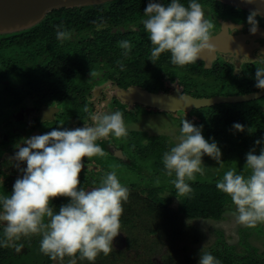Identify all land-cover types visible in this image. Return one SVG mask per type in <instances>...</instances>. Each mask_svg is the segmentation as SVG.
I'll return each mask as SVG.
<instances>
[{"label":"flooded vegetation","instance_id":"af4514ba","mask_svg":"<svg viewBox=\"0 0 264 264\" xmlns=\"http://www.w3.org/2000/svg\"><path fill=\"white\" fill-rule=\"evenodd\" d=\"M112 2L126 4V14L120 19L115 15L108 25L96 29L94 37L98 46L87 55L68 54L70 44H75L74 39L71 42L64 41L63 47L65 43L69 45L62 49L63 53L52 56L49 60L45 54L29 57L30 55L25 54L26 51H22V47L16 48L9 42L0 41V196L11 194L16 179L22 175L12 158L18 150L15 145L23 138L45 134L54 127L75 129L91 124L89 114L83 111L86 105L90 112L119 110L123 113L128 129L127 137L116 139L110 135L106 140L97 141L106 155L84 158V167L79 175L80 187L89 190L98 186L105 173L112 170L109 166L112 163L119 181L127 187L129 194L134 190H144V195L147 196L150 191H157L160 197L166 198L168 210L173 217L170 218L171 214H167L168 219L148 215L143 219L151 217L156 221L158 228L152 231L155 235L163 239V235L159 233L164 229L169 238L175 240V244L170 243L171 250H167L161 262L167 255L176 253L179 257L177 259L183 264H186L187 258L191 260V264H198L199 256L186 254L184 246L183 255L177 248L176 243L184 234L175 225L177 219L181 217L187 221L222 222L227 213L235 211V206L229 207L216 220H192L183 216L179 207L186 196L177 197L174 187L171 191H164L165 186H173L171 180L175 176L166 175L163 155L176 144L173 138L179 137L184 119L194 126H202V135L210 143L213 140L217 143L224 164L230 157L236 159V163H246V154L253 148L256 149L255 154L259 155L260 148L264 147V90L256 88L255 72L256 67L260 66L258 58L264 59V18L259 15L256 17L258 31L253 35L247 22L249 11L218 0H197L203 6L205 17L215 24L214 37L210 43L216 50L213 53L204 52L197 62L180 67L171 63V54L167 52L161 54L155 64L149 60L152 44L142 23L147 6L138 11L127 0L109 3ZM157 2L167 5L171 0ZM180 2L187 5L189 0ZM108 34L112 36L111 39L106 38ZM124 40L133 45L126 57L118 44ZM37 58L39 61H36ZM118 61L123 64V70ZM92 70L97 73L94 78L90 76ZM133 87L153 94L179 92L180 95L195 99H253L194 108L189 113L178 112L176 117L179 113L181 115L177 118L173 117L175 114L167 117L168 120L172 119L174 128L178 129L168 136L152 131L157 129L161 123L159 121L164 118L156 122L149 120L147 124L143 122L151 114L167 112L148 108L123 96L124 92ZM235 123L244 125L245 131H236L233 128ZM256 140H261V145L257 146ZM202 158L205 160L202 167L204 173H208V179H202L205 174H196L195 180L189 183L216 185L224 172L220 169L217 171L216 160L207 155ZM20 167L26 168V163H21ZM68 202L65 197H57L51 204L54 211H58L61 205ZM174 204L177 205L176 209L173 208ZM132 226H122L120 230H127ZM172 227L175 229L172 230ZM235 233L237 241L232 244L228 242L225 231H218L213 244L204 251L211 253L219 261V254H222L230 255L235 264H264V224L247 228L236 222ZM0 239H3V224H0ZM40 239V236H33L22 240L24 247L19 253L13 247L0 246V264L58 262L40 251ZM69 259L62 262L66 263ZM94 264L100 263L95 261Z\"/></svg>","mask_w":264,"mask_h":264},{"label":"clouds","instance_id":"9594fccd","mask_svg":"<svg viewBox=\"0 0 264 264\" xmlns=\"http://www.w3.org/2000/svg\"><path fill=\"white\" fill-rule=\"evenodd\" d=\"M143 14V27L152 44L149 60L154 64L167 52L173 65L184 67L197 62L202 53L216 50L210 43L215 24L205 17L197 0H189L187 5L180 0H171L167 5L149 0ZM258 15L260 12L255 10L247 17L253 35L258 31ZM93 23L97 29L106 26L102 19ZM71 35L63 25L57 26L56 38L61 43L70 40ZM118 44L123 55L128 56L133 45L127 40ZM258 60L255 86L264 90V59ZM118 63L123 70V64ZM96 75L95 71L90 72L91 78ZM83 111L89 114L91 124L75 129L54 127L45 134L23 138L15 145L18 150L12 159L22 175L16 179L11 194L0 196V224H3L0 246L13 247L19 253L24 247L22 240L40 236V251L53 261L62 262L68 257V264H77V257L94 264L99 254L106 256L112 252L113 241L121 233L120 217L129 191L119 181L115 166L105 173L98 186L89 190L80 187L79 175L84 158L106 155L98 140H106L110 135L126 138L128 129L119 110L90 112L86 105ZM233 128L245 131V126L239 123ZM261 143L255 141L257 146ZM255 152L253 148L246 154L247 176L229 169L216 184L235 206L232 213L235 221L247 228L264 224V147L259 155ZM204 155L223 166L217 143L204 138L202 126L184 119L178 142L163 155L166 175L175 176L171 183L177 197L188 196L192 192L189 182L195 180L196 174H204ZM21 163H26V168H21ZM57 197H65L69 202L54 211L51 201ZM198 264H220V261L202 248Z\"/></svg>","mask_w":264,"mask_h":264},{"label":"trees","instance_id":"16d2710c","mask_svg":"<svg viewBox=\"0 0 264 264\" xmlns=\"http://www.w3.org/2000/svg\"><path fill=\"white\" fill-rule=\"evenodd\" d=\"M127 1L133 4L134 10L138 11L149 3V0ZM125 6L126 4L112 2L103 6L54 11L49 13L46 19L33 29L0 37V41L3 43L9 42L16 48L22 47V51H26L25 54L30 55L29 57L45 54L48 55L47 60H49L52 56L62 54V49L69 45L65 43L63 47L62 43L56 38L57 26L63 25L65 30L72 33L71 39L75 40V44H70L68 54L84 56L91 53L98 46L94 37L97 26L93 22H100L102 19L104 24L108 25L113 16L117 15L120 19L126 14L127 9ZM106 38L111 39L112 36L108 34ZM71 39L67 41L71 42ZM138 55L145 56L142 53H138ZM36 61H39V58ZM190 186L192 192L181 201L179 207L180 213L188 219H220L228 208L233 205L230 197L220 192L215 184L197 182L190 184ZM144 194V190H134L129 194L128 201L123 204L124 211L120 217L121 227L134 225L133 222L139 220L143 214L168 219L167 214H171V211L168 210L166 198L160 197L157 191H150L147 196ZM171 217H173V214L170 215ZM177 258L179 257L175 253L167 255L160 263L148 262V264H183ZM219 259L220 264H235L230 255L219 254ZM186 264H191V260L187 258ZM237 264L255 263L239 262Z\"/></svg>","mask_w":264,"mask_h":264},{"label":"rangeland","instance_id":"374dc122","mask_svg":"<svg viewBox=\"0 0 264 264\" xmlns=\"http://www.w3.org/2000/svg\"><path fill=\"white\" fill-rule=\"evenodd\" d=\"M162 115V116H161ZM174 114L161 113L160 115L151 114L148 120H143L144 124L152 121L156 122L160 120L159 126L152 131L155 134L161 135H173L177 132L178 129L174 128L175 124L172 119H167V117ZM181 115L180 113L178 116ZM177 116V117H178ZM176 117V114L173 116ZM170 118V117H169ZM192 119V118H191ZM189 119V120H191ZM173 141L178 142V138H173ZM203 165H205V160L202 158ZM245 164L236 163V159L230 157L227 160V163L223 166H220L219 163H216L217 171L220 169L224 173L229 169H235L238 173L247 176L248 170L245 169ZM110 167L114 166L112 163L109 164ZM202 179H208V173H204ZM171 185L165 186L164 191H171ZM163 190V188L161 189ZM176 209V204L173 205ZM234 211V210H232ZM233 212L227 213L225 220L222 222H211L203 220L187 221L183 218L177 219L175 225L178 228L182 229L184 234L183 237H180L178 243H176L178 250L182 253V247L184 246L186 254H191L194 257L199 256L200 250L203 248V251L208 249L214 242V237L217 235L218 231L224 232L228 237L229 243H236V221L232 214ZM146 217L142 215L138 221L133 222V226L127 230H120V234L113 241V250L110 254L104 255L103 253L99 254L95 261L100 264H148V262L157 263L161 262L162 256L167 253V250L170 251L172 244L175 240L169 238L168 234L164 229H161L159 234L163 235V239L155 235L152 231L158 228V225L154 219L151 217ZM175 229L172 227V230ZM217 237V236H216ZM162 240V241H161ZM177 241V240H176ZM180 242V244H179ZM175 244V242H174ZM182 253L183 255L185 253ZM87 260L77 259V264H87ZM55 264H68V262H55Z\"/></svg>","mask_w":264,"mask_h":264},{"label":"water","instance_id":"95a60500","mask_svg":"<svg viewBox=\"0 0 264 264\" xmlns=\"http://www.w3.org/2000/svg\"><path fill=\"white\" fill-rule=\"evenodd\" d=\"M111 1L114 0H0V37L33 29L55 10L98 6ZM218 1L249 12L257 10L260 12L259 16L264 18V0H254L253 3H248V0ZM123 96L148 108L171 114L181 111L189 113L194 108L213 106L222 102L253 99L251 97L195 99L180 95L179 92L153 94L137 87L124 92Z\"/></svg>","mask_w":264,"mask_h":264}]
</instances>
